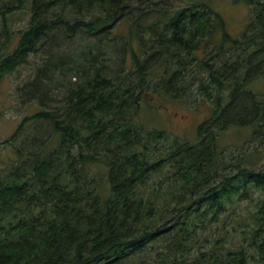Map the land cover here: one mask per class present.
<instances>
[{
	"label": "trees",
	"instance_id": "1",
	"mask_svg": "<svg viewBox=\"0 0 264 264\" xmlns=\"http://www.w3.org/2000/svg\"><path fill=\"white\" fill-rule=\"evenodd\" d=\"M0 1L37 105L0 142V264H264V0L238 36L210 0ZM170 101L209 108L193 140L140 121Z\"/></svg>",
	"mask_w": 264,
	"mask_h": 264
},
{
	"label": "rangeland",
	"instance_id": "2",
	"mask_svg": "<svg viewBox=\"0 0 264 264\" xmlns=\"http://www.w3.org/2000/svg\"><path fill=\"white\" fill-rule=\"evenodd\" d=\"M212 7L223 17L227 31L233 36L240 35L250 21L251 11L240 0H210ZM3 4L0 1V7ZM28 5L21 11L9 16L10 20V39L2 49L3 52H11L18 41V31L27 25L29 17ZM117 33L125 34L126 23H120L116 29ZM4 41L0 35V43ZM34 55L29 56V61L19 66L12 73H7L0 82V142L8 139L21 118L33 111L36 104L22 106L18 103L17 86L29 79L33 70ZM250 88L256 91L264 90V79H258L250 83ZM210 110L205 104H198L196 107L181 101H170L156 103L154 108L144 109L140 114V121L148 127L160 128L166 131L170 137L179 139L193 140L196 128L199 123L207 119ZM230 130V129H229ZM225 131L222 143L231 146L239 144L244 140L237 129ZM264 153V148H262ZM7 153L11 154L8 147L0 150V165L7 159ZM262 160L264 156L262 155Z\"/></svg>",
	"mask_w": 264,
	"mask_h": 264
}]
</instances>
